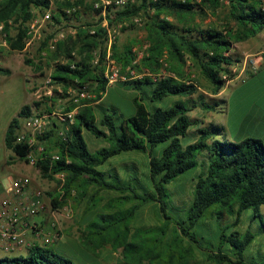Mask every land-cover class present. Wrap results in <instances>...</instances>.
Instances as JSON below:
<instances>
[{
    "label": "trees",
    "instance_id": "trees-1",
    "mask_svg": "<svg viewBox=\"0 0 264 264\" xmlns=\"http://www.w3.org/2000/svg\"><path fill=\"white\" fill-rule=\"evenodd\" d=\"M226 1L229 3L231 17L236 21V25L227 30L205 28L187 22L205 8L215 11L223 5L222 0H135L124 8H114L115 19L110 17L109 11L112 26H115L113 24L117 20L139 13L148 19L149 46L140 58L131 47L120 51L118 45H114L113 58L122 64L123 70L129 67L128 73L136 71L141 75L136 78L128 75L130 79L120 80V86L137 92L132 98L136 112L122 118L118 116L115 107H105L100 102L108 87L104 65L106 48L100 55L98 65L93 64L91 50L106 44L107 32L104 29L99 27L98 33L93 34L89 29L79 28L75 38L72 35L70 39L59 41L56 45L58 50H52L56 56L69 59L66 63H58L52 73L54 81L63 85L67 97H71L67 92L69 87L81 92L84 86L90 96L80 98L79 101L72 97L69 99L70 105L65 108L66 112L76 109V114L74 121L68 125L65 138L59 135L56 122L43 135L38 136L40 141H44L56 135L53 141L56 151L50 153L47 148L44 158L39 159L35 166L45 178L56 179V173H66L62 190L51 194L55 209L74 199L78 204L85 201L83 212L89 213L100 206L103 190L120 192L118 196L106 201L103 210L87 223L79 236L82 245L98 255L110 245L114 251H120L127 264H145L148 259L156 258L158 255H154L151 248L143 247L129 238L133 230L130 221L135 217L140 204L150 201L161 202V209L165 211L168 185L197 168L200 164L199 155L205 154L186 218L174 224L177 226L176 232L179 236L201 244L203 238L193 230L198 222L215 215L222 217L226 213L235 220L221 228L217 234V245L206 241L208 259L226 264H264L253 255L247 256L248 249L258 235L253 231L252 224L244 233L233 229L240 223L243 212L252 209L251 222L259 220V236H264V142L255 137L238 141L220 139L226 134V127L213 122L198 128L196 140L186 144L182 142L193 125L203 123L190 115L194 109L218 111L226 104V100L209 97L204 93L198 83L189 79L184 65L188 60L196 65L211 82L212 93L217 95L238 75L234 66L240 60L233 51L235 44L256 36L264 29V0ZM82 2L57 0V13L70 19V14L64 8ZM49 6L50 0L0 1V22H6L5 31L10 32V50L3 49L5 54L24 50L28 23L34 17L32 7L43 9ZM57 13L53 14L56 22L61 16ZM163 14L165 17H162ZM72 16L75 20H81V11L76 9ZM170 16L183 25L177 24ZM12 19L17 26L13 33L9 23ZM50 38L51 35H44L41 49L50 45ZM73 49L80 51V58L72 54ZM26 62L33 63L29 58ZM165 63L167 71L162 73ZM35 65L40 68L39 63ZM1 71L10 73L9 69L0 67ZM174 97L177 98L172 99ZM146 99L150 102L167 100L168 103L166 106L150 108L144 102ZM40 104L39 101L24 104L7 127L5 145L19 158L25 159L31 148L17 141L18 130L24 118L33 113L44 114L38 111ZM85 131L97 138L106 139L108 145L92 151L84 137ZM128 151L148 153V177L153 190L144 194L137 190V185L142 187L144 184L140 173L130 166L124 174L115 168V180L108 179L113 175L100 168L110 158ZM54 154L59 157L54 159ZM134 199H138L139 203L122 206ZM164 216L170 218L166 213ZM174 261L172 256L168 263L174 264ZM0 264L78 263L46 245H35L27 255L0 257Z\"/></svg>",
    "mask_w": 264,
    "mask_h": 264
},
{
    "label": "rangeland",
    "instance_id": "rangeland-1",
    "mask_svg": "<svg viewBox=\"0 0 264 264\" xmlns=\"http://www.w3.org/2000/svg\"><path fill=\"white\" fill-rule=\"evenodd\" d=\"M53 1L54 7L52 12L55 14L58 12V3L57 0ZM74 1L76 2L78 0H72V2ZM82 1V3H77V6L70 7L75 8V10L79 9L81 11V20H75L74 16H72V12L70 14V19H65L62 14L57 13L61 15L59 17V21L56 22L53 20L52 23H47V29L44 31V35H51L50 39L53 40V38L62 30H69L73 27H76L77 29H89V27L93 26L99 27L100 17L98 15V11L94 8V4L97 0ZM133 2H135V0L131 3ZM222 3L223 5L215 11L205 8L201 12H197L195 17L191 18L187 22H189L191 25L197 24L198 26L205 28L216 27L220 30H227L229 27H234L236 25V21L231 17L229 3L226 0H222ZM32 11L34 17L31 20L35 19V17L41 16L44 13V8L41 9L39 7H32ZM110 17L115 19V13L113 9L111 10ZM162 17H165V15L163 14ZM170 18L173 19L177 24L183 25V23L179 22L173 16H170ZM147 21V17L140 13L134 16L126 17L121 21H115L113 25H115L114 27L117 29V36L112 47L113 55L115 44L118 45L120 51H124L127 47H131L132 50L138 54V58L145 54L147 47L149 46L148 30L146 25ZM9 23L12 25L11 32H15L17 26H15L14 20H9ZM83 26H85V28ZM71 36L72 35L70 34L68 38H71ZM9 37L10 32L8 33L7 38L9 39ZM72 37L75 38L74 35ZM106 47L107 45L103 43L99 48L91 50V54L92 52L94 53L95 51H98L102 56L104 48ZM41 48L42 47L40 45L39 48L33 51H30L29 49L25 51H11L10 53L6 54L7 57L5 65L0 66L4 69L10 70L9 74H6L5 71L0 72V184L2 187H4L8 182L7 176L10 174L8 168L11 166V164H15L13 167L18 170L22 169L23 165H27L26 163H28L27 160L19 158L5 145V133L10 120L18 114L24 104H32L35 101H39L41 103L38 111L52 115L57 113H65V108L70 105V100L65 99L68 97L65 93L63 85L55 81L51 85L46 83L49 76H51L54 72L56 65L62 62L66 63L69 61V59L67 57L60 55L56 56V54H53L54 51L52 50H58L57 48L51 49L49 46L45 49ZM74 51L76 54H73ZM44 52L45 54H43ZM72 54L75 57H81V53L78 51V49H73ZM236 55L240 61L234 66V69L238 73L240 70L241 57L240 54ZM27 58L31 59L33 63H27ZM36 63L40 64V68L36 67ZM117 65L120 69L119 80L130 79L128 78V75H131V78L141 76L136 71L128 73V71H130L129 67L123 70L122 64L118 61ZM166 67L167 64L165 63L164 69L161 70L162 73L167 71ZM184 68L187 72V75L190 76L189 79H192L198 83L200 89L204 91V93H206L209 97H218L212 93L213 88L211 82L201 74L196 65L192 64V62L188 60L184 65ZM240 81L241 80L236 79L231 82L230 85H227L229 83L228 82L226 84L227 86H225L223 91L221 90L220 93L222 98L226 100L231 98L230 122L228 125H225L227 134L231 137V139L255 137L261 139L264 142V122L255 123L253 125L245 123L243 125L238 116V110L240 106H237L238 102H241V104L245 107L246 105L252 104V102L255 100L260 101L259 103L264 106V93L258 84L256 88L250 89L247 92V95L245 94L243 96H239L238 91L236 93H234V91L237 89V83ZM33 85L35 86L32 87ZM71 88L73 87L68 88V93ZM51 91L52 95L49 94ZM124 94L125 93H123L119 86H113L105 94L103 102L105 107H115L118 111V116L121 118L134 110L132 102L133 99L131 100V98L125 96ZM242 98L244 99L240 101ZM144 102L150 108L155 106H166L168 103L167 100H164L163 102H150L147 99ZM34 110L37 111L36 108H34ZM49 111H51V113H49ZM110 112L113 111L110 110ZM190 115L194 119L203 121V123L192 126L188 136L182 140V142L185 144L197 139L198 128L209 123L207 122L206 117L208 120L213 118L212 120L215 121V123H219L225 118L221 112H206L201 108L194 109ZM52 122H56L59 125V130L67 129V123L61 122L56 117L52 118ZM84 137L92 151H95L102 146L108 145L106 139L97 138L89 131L84 132ZM54 139H56V135H53V137L50 139L40 141V144L44 146L45 150L48 148L50 153H55L56 150L54 149ZM162 146L163 144L160 146V148ZM204 155L205 154L199 155L198 159L200 164L197 168L186 172L184 175L180 176L178 180L168 185L169 196L167 197V207L165 208V211L161 209V202L150 201L140 204V207L135 213V217L130 221L132 223L131 226L133 230L129 238L134 240L135 243L143 245V247L151 248L153 250V254L158 255L156 258L148 259L145 264H169L168 261L172 256L175 260L174 264H226L209 260L205 251L208 241H212L215 245L218 244L217 234L224 225L232 224L235 220L234 217L224 213L222 217L215 215L213 218L202 219L200 222H198L193 230L200 238H203L200 240V245L197 242L191 241L188 237L179 236L178 232L175 230L177 226H174L176 221L186 218L187 209L193 199L192 191L196 182V177L202 169V162L205 160ZM126 162H134L135 165L129 164V166L136 170L138 174L140 173V178L143 181L144 186L141 187L137 185V190L141 194H144V192L148 190H153V184L148 177V153L139 151L123 152L110 158L100 168L113 175V177H109L108 179L115 180L116 170L114 167L119 172L124 174L128 168ZM35 169L37 170L38 168L36 167ZM130 173H132V171ZM38 181L42 183V185L37 188L43 189L45 191V201L47 208L44 212L49 214L51 220L49 221L50 223L47 224V227L50 230H46V225L41 224L39 227L43 230V232L41 234H36L34 231V234H36V236L39 238H43L45 245V236L54 232H58L59 235H69V237L75 236L79 239V236L85 230L87 223L96 217V214L99 211L103 210V205L106 203V201L111 197H115L120 194L118 191L103 190L101 193L103 200L100 206L89 213L83 212L86 203L85 201L78 204L76 201H74V199H70L61 208L55 209L52 206L51 194H56L60 191L59 179L57 177L56 179L45 178L39 171ZM45 185H48V188H46ZM1 198L2 197H0V199ZM133 203H139V200L134 199L131 203L123 204L122 206L128 207ZM262 212L264 215V206L262 207ZM164 213H166V215L170 218H166ZM242 216L243 217L241 218L240 223L237 226H234L233 229L244 233L252 224V229L258 234V238V226L260 225V222L258 219H254V221L251 222V218L253 216L252 209L244 211ZM100 220L103 221L102 219ZM167 227L168 230L166 229ZM73 239L74 238H67L63 242L59 241L58 243H50L46 246L55 252L73 259L78 264H127L123 260L120 251H114L110 245H107L105 248H103L98 255V253L82 245L80 241L79 244V242H76V240ZM263 243L264 241L262 237H259L257 240H255L251 249L247 251V256H252V253H254L253 256H255L257 260L264 263V246L261 245ZM14 254L15 253H11V255ZM230 255H232V253H230Z\"/></svg>",
    "mask_w": 264,
    "mask_h": 264
},
{
    "label": "built area",
    "instance_id": "built-area-1",
    "mask_svg": "<svg viewBox=\"0 0 264 264\" xmlns=\"http://www.w3.org/2000/svg\"><path fill=\"white\" fill-rule=\"evenodd\" d=\"M72 1V0H68ZM134 0H97L94 4V8L98 11L100 24L99 27L104 29L106 33V54L104 58L105 65V77L108 79V85L113 84L120 77V69L117 65V61L113 58L112 47L116 40L117 29L110 23V10L114 8H124ZM54 7V1L50 0V6L44 8V13L35 17V19L29 21L27 29V37L25 39V48L22 51L29 49L30 51L36 50L44 39V31L47 29V23L52 22ZM65 12L71 14L75 8H65ZM85 28V26H83ZM99 27H89L90 32L98 33ZM6 22H0V66L5 65L6 54L3 49L10 50L8 42V33L5 31ZM79 29L76 27L69 30H62L57 34L53 40H50L49 47L55 49L59 41L67 39L68 36L76 35ZM45 54V52L43 53ZM73 54H76L75 51ZM33 55V54H32ZM93 64L98 65L100 61V53L95 51L93 53ZM259 60L264 64V47L259 53ZM65 63V62H62ZM243 72L239 71V76L243 77L240 73H245L249 68L251 71L256 72L258 68L255 66V62L248 58L241 61L240 64ZM75 67V65H72ZM170 74V73H169ZM54 79L52 75L49 76L47 84H52ZM33 85L32 87H34ZM50 91V90H49ZM79 92L77 89L71 88L69 94L75 101H79L80 98L90 96L89 91L84 86ZM52 95V91L49 92ZM71 97L65 98L66 100ZM76 109L57 114H40L33 113L29 117L23 119L21 127L18 130L17 141L29 145L31 150L27 154L25 160L28 163L35 165L39 159L44 158V152L46 151L44 146L40 144L38 139L39 135H43L48 129L52 127L54 122L52 118L56 117L63 123H72ZM68 129V126H67ZM66 130H59V135L63 138L66 136ZM59 156L53 155L56 159ZM56 177L61 181L60 191L62 190L63 183L65 181L66 173L64 171L56 173ZM5 195L0 199V248L5 252L10 253L18 249H23L28 246L26 234L28 231H35L36 234H41L43 230L34 224V218L40 213L46 211L47 205L45 201V191L40 188L32 189V178L27 175L11 176L4 187ZM59 237L58 232L49 233L45 236V243H54Z\"/></svg>",
    "mask_w": 264,
    "mask_h": 264
},
{
    "label": "crops",
    "instance_id": "crops-1",
    "mask_svg": "<svg viewBox=\"0 0 264 264\" xmlns=\"http://www.w3.org/2000/svg\"><path fill=\"white\" fill-rule=\"evenodd\" d=\"M263 47H264V29L261 32H259L256 36H253V37H250L244 41L238 42L235 45V48L233 51L236 54H240L241 61H243L245 58L253 60L255 62V66L258 68V70L256 72L251 71V69L249 68L245 73H240V74H242L243 77L237 75L233 80L229 81V83L227 85H230L231 82H233L236 79L241 80L239 83H237V86H236L237 89L234 91V93H236L238 91L239 96H243L245 94L247 95V92L252 88H256V86L258 84H259L258 86L261 87V90L264 93V64L259 60V53L263 49ZM241 67L242 66H240V69H241ZM239 71L243 72L242 70H239ZM239 71H238V74H239ZM113 86H119L121 88V90L123 91V93H125L124 95L131 98V100H132L133 96H135L137 94V92L134 90L126 89V88L120 86V80H117L113 84H109L107 87V92ZM241 90H243V91H241ZM222 91H223V89H222ZM220 93L217 94L218 98L224 99V98H222ZM104 98H105V95L100 100L101 103L104 102ZM176 98L174 97L172 99H176ZM243 99L244 98L240 99V101ZM224 100H226V99H224ZM230 100H231V98L226 100V104L222 105V107L219 108L218 111H216V112H221L223 114V116L225 117L224 119L221 120V122H219V123H221V125H224V126L228 125V123L230 122L229 121L230 112H231ZM259 102L260 101L255 100L252 102V104L246 105L245 107L241 104V102H238L237 106H240V108L238 110V116L240 118V121L243 123V125L245 123L249 124V125H253L255 123L264 122V106H262ZM133 106L132 107L134 108V110H132L131 112H129L125 116L132 115L136 112V107H135L134 103H133ZM206 112H215V111H206ZM212 119L213 118L208 120V118L206 117L207 122L215 123V121H213ZM219 123H217V124H219ZM223 138L227 139V140H231V141H238V140L244 139V138L231 139V137L227 134V131L223 137H220V139H223ZM12 163H14V162H12ZM26 164L27 165H23L22 169H18V170H16V168L13 167L15 164H11V166L8 168L10 171V174H8L7 178L9 180V178L11 176H15V175L16 176H20V175L30 176L33 179L32 189H35V188L39 187L40 185H42V183H40L38 181V172L40 170L39 169L36 170L35 165H32L30 163H26ZM126 164L128 166H129V164L135 165V163H128V162H126ZM114 169H115V167H114ZM11 173H13V174H11ZM4 187H2V185L0 184V197H3V195H5ZM45 187L48 188V185H45ZM49 218H50L49 214L46 212H43L41 215H37L34 218V224L37 225L38 227H39V225L44 224V225H46V230H47L48 229L47 224H49L50 223L49 221L51 220V218L50 219ZM48 230H50V229H48ZM34 233L35 232L32 230L27 232V234H26V239L28 242L27 247H25L23 249H18L16 251L10 252V253H7L2 248H0V257L10 256L11 253H15L14 255H11V256L27 255L29 253L31 247H33L35 245L44 246L45 244L43 242V238L37 237L36 234H34ZM259 237H262L263 241H264V236L260 235V236H258V238ZM67 238H69V239L74 238L76 240V242L80 241L75 236L69 237V235H65V234L63 235L62 234V235H59V237L56 239V241L54 243H58L59 241L63 242ZM257 239H255V240H257ZM255 240H254V242H255ZM253 243H252V245H253ZM79 244H80V242H79ZM252 245L250 246L249 249H251ZM261 245L264 246V243ZM250 252H252V251H250ZM252 254L254 255V253H252Z\"/></svg>",
    "mask_w": 264,
    "mask_h": 264
}]
</instances>
